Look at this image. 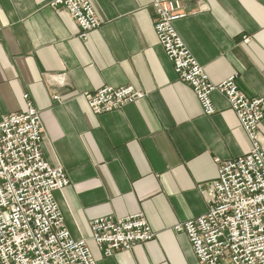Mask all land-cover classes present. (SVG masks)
Masks as SVG:
<instances>
[{
    "label": "crops",
    "instance_id": "1",
    "mask_svg": "<svg viewBox=\"0 0 264 264\" xmlns=\"http://www.w3.org/2000/svg\"><path fill=\"white\" fill-rule=\"evenodd\" d=\"M51 1L0 0V123L26 111L25 96L40 112L43 156L70 181L55 193L64 224L98 264H198L174 228L207 213L219 163L251 151L236 114L215 92L216 113L206 116L178 79L156 36L153 0H89L101 26L85 40ZM182 2L188 17L175 28L211 82L237 74L247 97L264 99V0ZM123 86L147 97L114 113L88 107L84 94ZM259 132L264 148V119ZM136 214L155 239L104 257L91 222Z\"/></svg>",
    "mask_w": 264,
    "mask_h": 264
},
{
    "label": "built area",
    "instance_id": "2",
    "mask_svg": "<svg viewBox=\"0 0 264 264\" xmlns=\"http://www.w3.org/2000/svg\"><path fill=\"white\" fill-rule=\"evenodd\" d=\"M50 6L70 13L81 39L101 26L89 0H52ZM152 7L158 42L178 79L191 87L206 116L216 113L212 94L224 96L252 144L248 154L219 163L218 178L205 192L207 213L174 229L186 234L198 264H264V148L259 132L264 99L247 97L237 74L220 84L211 82L175 28L188 17L182 0H153ZM2 39L0 28V44ZM84 97L90 110L102 115L147 96L123 86L103 87ZM25 99L26 111L9 114L0 123V264H98L87 241L75 240L64 224L55 193L70 181L62 167L45 160L40 112ZM90 226L92 240L106 258L156 237L143 214L97 218Z\"/></svg>",
    "mask_w": 264,
    "mask_h": 264
}]
</instances>
